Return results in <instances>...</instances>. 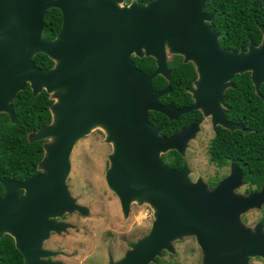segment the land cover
<instances>
[{"label": "water", "instance_id": "obj_1", "mask_svg": "<svg viewBox=\"0 0 264 264\" xmlns=\"http://www.w3.org/2000/svg\"><path fill=\"white\" fill-rule=\"evenodd\" d=\"M207 0H0V113L18 123L12 105L29 85L32 96L47 91L54 100L50 124L32 132L31 141L46 140L38 171L23 180H3L0 195V238L9 234L25 264H63L53 259L65 250L45 248L52 233L76 224L53 221L66 213L89 214L72 195L67 183L76 143L96 127L106 131L113 145L106 172L109 188L119 198L124 216L133 202L150 204L154 221L147 234L129 244L126 254L110 264H151L173 242L196 237L203 264H250L264 258V226L245 225L242 215L264 204L260 191L237 192L243 172L237 166L210 188L202 179L192 181L187 162L181 169L166 165L162 155L177 150L185 155L199 124L162 135L149 121L151 111L170 120L201 109L214 125L244 129L226 117V90L236 74L251 73L257 93L264 83V25L262 41L239 51L224 48L206 22ZM51 8L62 12V26L53 39L44 37ZM48 55L54 65L41 68L34 57ZM169 55L183 56L199 73L196 101L187 107L165 105L160 99L168 85L155 90L153 79L168 80ZM133 56H151L156 68L143 73ZM249 131V130H248ZM49 137L53 142H47ZM23 190V193H19Z\"/></svg>", "mask_w": 264, "mask_h": 264}, {"label": "trees", "instance_id": "obj_2", "mask_svg": "<svg viewBox=\"0 0 264 264\" xmlns=\"http://www.w3.org/2000/svg\"><path fill=\"white\" fill-rule=\"evenodd\" d=\"M138 1L144 4L149 0ZM222 1L227 2V5L222 3L223 8H220L218 17V20L227 24L223 30L222 44L236 51L241 48L247 49L251 41L258 45L262 41L260 24H264V0ZM241 8L244 11H241ZM241 21L244 22L242 27L239 25ZM61 26L62 12L58 8H51L46 16L44 37L53 39ZM133 59L143 73L154 72L155 58L133 56ZM34 60L41 68H51L54 65V61L44 53H38ZM169 66L172 70L171 80L168 81L164 76L158 75L152 81L153 87L155 90H161L169 82L173 90L164 95L161 101L165 104H185L190 97L186 87L191 86L197 74L195 66L191 62L184 63L180 55L174 56ZM250 74V72L237 74L234 78L235 86L228 89L227 117L245 123L252 130L244 133L241 130L229 131L219 128L212 145L226 144V147L219 150L227 152L228 158L233 159L240 158L241 152L246 149L249 171L246 172L245 180L257 184L260 188L264 182V83L260 93H257ZM177 99L178 101H175ZM53 102L45 90L33 97L32 89L28 85L12 102L18 123H13L7 113H0V195L4 192L3 180H23L38 171V164L44 157L46 140L31 141L29 135L51 123L50 107ZM193 112L183 116V119ZM149 120L153 125L163 126V130L169 132L181 124V120H170L157 111L149 113ZM209 150L213 153L218 149L211 147ZM261 223L264 226V213ZM156 263L160 264L159 258ZM0 264H25L21 252L16 248L14 238L9 234L0 238Z\"/></svg>", "mask_w": 264, "mask_h": 264}, {"label": "rangeland", "instance_id": "obj_3", "mask_svg": "<svg viewBox=\"0 0 264 264\" xmlns=\"http://www.w3.org/2000/svg\"><path fill=\"white\" fill-rule=\"evenodd\" d=\"M133 1L138 0H124L123 4ZM172 56L169 55V60ZM205 133L199 134L190 150L193 151L192 156L200 159L202 163L199 168L201 174L210 171L205 163L208 154L200 148ZM106 136V131L102 127H96L79 140L73 150L72 168L67 183L77 202L88 206L90 212L88 215H82L77 211L67 213V221L75 223L76 228H70L61 234L54 233L45 242V248L66 251L68 255L53 258L61 260L63 264H104L107 261V249L123 252L129 250V244L147 234L155 219L153 207L147 203L139 204L137 201L132 203L131 213L126 218L119 200L113 196L114 192L106 188L103 178L108 162L110 166L109 155L113 151V145L106 142ZM53 140L54 138L49 137L47 142ZM247 188L248 185H244L236 191L243 194ZM263 213L264 204L261 208L250 209L244 213L242 220L245 225L254 229L261 222ZM173 245V251L164 250L158 257L160 264L176 260L183 264H203V252L198 247L195 236L186 235L174 241ZM250 264H264V258H251Z\"/></svg>", "mask_w": 264, "mask_h": 264}, {"label": "flooded vegetation", "instance_id": "obj_4", "mask_svg": "<svg viewBox=\"0 0 264 264\" xmlns=\"http://www.w3.org/2000/svg\"><path fill=\"white\" fill-rule=\"evenodd\" d=\"M222 3H223V5H227L226 1H222V0H207L205 8H204V11L208 15L211 16V18H210L211 20L207 21L206 23L210 24L213 27L214 30H219V31L223 32V30L226 29V27H227L226 25L227 24L224 23L222 20H218V17L220 16L219 10H220V8L221 9L223 8ZM241 11H244V9L241 8ZM242 19H243V17H242ZM239 25L242 27L244 25V22H242V21L239 22ZM262 25H264V24H260V27ZM222 37H223V34L220 37V42H221V38ZM221 45L224 48H227V47H225L222 44V42H221ZM227 49H230V48H227ZM174 56H176V55H173L172 59H170V60H173ZM181 57L183 59V56H181ZM170 60H169V62H170ZM196 73H197L196 77L192 80L191 86H187L186 87V91L190 95L189 99L187 100V103H185V104L181 103L180 105H177V104H174V103L165 104V103H163L161 101V99H160V101L163 104H165V105H174V106L180 107V108L192 105L196 101V98L194 97V94H193V92L191 90L195 89V88H199V83L201 82L200 81L201 79L199 80V73H198L197 70H196ZM236 75H235V77H236ZM171 77H172V73H171ZM234 78L232 79L231 82L235 86ZM170 80H171V78H170ZM170 80H168V81H170ZM198 80H199V83L197 84L196 82H198ZM168 85L171 86V92H172L173 88H172V85L169 82L164 88H166ZM164 88H162V89H164ZM229 88H232V87H229ZM228 89L225 92V94H226L225 107L227 108V110H228V105H227V91H228ZM175 101H178V99L175 100ZM227 110H226V117H227ZM192 111H194L192 114H190L185 119H183V116H186V114H188L189 112H192ZM189 112H187L184 115H182L179 119H175L177 121L181 120V124H180L179 127L173 128V130L171 132H169L167 130H163V126L154 125L156 127H162V130H161V134L162 135H170L172 132L180 130L182 128H186L187 126H189L191 124H195V123L199 124V131L197 132L196 137L189 142V145L187 147L185 155L181 154L177 150H174V149L170 150V151H168V152H166V153H164L162 155L164 163L166 165L170 166L173 169H181V168L184 167L185 163L187 162L188 168L190 170L189 176H190L191 180L192 181H198L199 179H202L210 188L216 187L217 184L220 182V180H222L223 178L228 176L231 173L232 169L237 166L243 172V184L240 187H242L244 185H248V188L244 191L243 194H248L251 191H260L264 182L262 183L260 188H258L257 184L250 183V182L245 180L246 172L249 171V169H248V163L249 162L247 160V155H248L247 150L243 149V151L241 152L242 156L240 158H237V159L228 158L229 154L227 152L219 150L221 148L226 147V144L218 143L215 146L212 145V141L215 138V136L217 135V132H218L219 128H224V129H227V128H225L224 126H222L220 124L215 126L214 122L212 120V117H206L203 114L201 109H195V110H191ZM227 119L230 120L228 117H227ZM206 121H207V123H206ZM230 121H233V120H230ZM233 122H236V121H233ZM236 123H238V124H240V125H242L244 127V129H237V130H241L244 133L248 132V130L249 131L252 130L251 128L247 127V125L245 123H242V122L241 123L240 122H236ZM206 125H208L209 128H207ZM229 131H231V130H229ZM204 132H206V133H205V136H203L202 141L200 142V148H201V150H204L208 154V158H207L205 163L208 165V168H209L210 171L207 174H206V172H203L202 174L199 173V171H201L199 168L202 165V163H200V159H198L195 156H192L193 155V151H190L192 143L197 140L196 138H199V134L204 133ZM211 147L212 148H216L218 150H214V152L211 153V151L209 150ZM243 148H245V147L243 146ZM195 160H199V161L195 162ZM108 167H109V162L106 165L105 176H106V172L108 170ZM257 167L259 168V166H257ZM90 173H92V172H90ZM197 173H198V175H196ZM105 176L103 178V182L106 184V188L107 187L109 188V186H108V184L106 182ZM19 193H23V190H20ZM113 194H114L113 196H115L116 199L119 200L117 195L115 193H113ZM119 204H120V201H119ZM120 206H121V204H120ZM121 210H122V208H121ZM66 216H67V213L65 215H63L62 217H58V218L53 219V221H55V222L56 221L70 222V221H67ZM73 224H75V223H73ZM53 234L54 233H52V235ZM196 243H197L198 247L201 249V247L198 244L197 240H196ZM127 251H124V252H123V250H121V251H113L110 248H109V250L107 249V251H106L107 261L104 264H110L111 258L114 261H118L119 259H121L126 254ZM201 251H202V249H201ZM167 264H183V263L180 262V261L177 262V260H176V262L175 261H173V262L172 261H168Z\"/></svg>", "mask_w": 264, "mask_h": 264}]
</instances>
